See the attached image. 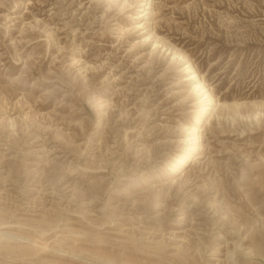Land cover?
Instances as JSON below:
<instances>
[{
    "label": "rangeland",
    "instance_id": "obj_1",
    "mask_svg": "<svg viewBox=\"0 0 264 264\" xmlns=\"http://www.w3.org/2000/svg\"><path fill=\"white\" fill-rule=\"evenodd\" d=\"M140 1L0 0V264H264V0Z\"/></svg>",
    "mask_w": 264,
    "mask_h": 264
},
{
    "label": "bare ground",
    "instance_id": "obj_2",
    "mask_svg": "<svg viewBox=\"0 0 264 264\" xmlns=\"http://www.w3.org/2000/svg\"><path fill=\"white\" fill-rule=\"evenodd\" d=\"M109 1L110 3H112L117 7L118 11H122L127 5L130 4L128 0H109ZM140 2H141L140 5H142L143 2L145 1L141 0ZM174 59H178L181 61L183 59V55L174 52L172 56V60ZM183 66L184 69L187 70L188 73L187 77L189 78V80H194V77H197V75L195 71L192 70L193 69L192 65L189 64L187 61ZM189 93L196 95V102L194 104L197 105V110L194 115L193 121L191 123L183 124L181 127L184 132V136L181 139V145H180L182 152H180L176 157H174V160L169 164V169L171 171H176L177 169L182 167L196 153L200 144L198 141L199 137L197 136L198 133L197 128L199 126L198 123L203 117L207 115L209 105L213 100L211 93L205 89L204 84L199 79L192 82V84L189 87Z\"/></svg>",
    "mask_w": 264,
    "mask_h": 264
}]
</instances>
